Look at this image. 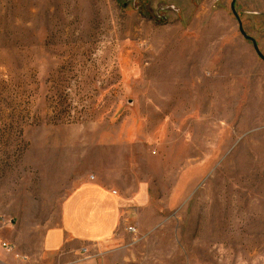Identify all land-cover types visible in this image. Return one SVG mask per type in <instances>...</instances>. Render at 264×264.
Listing matches in <instances>:
<instances>
[{"label": "rangeland", "instance_id": "374dc122", "mask_svg": "<svg viewBox=\"0 0 264 264\" xmlns=\"http://www.w3.org/2000/svg\"><path fill=\"white\" fill-rule=\"evenodd\" d=\"M232 1L264 57V0H0L18 251L39 254L78 177L122 175L135 233L110 264H264V62ZM127 120L142 140L126 148Z\"/></svg>", "mask_w": 264, "mask_h": 264}, {"label": "crops", "instance_id": "0c3cea01", "mask_svg": "<svg viewBox=\"0 0 264 264\" xmlns=\"http://www.w3.org/2000/svg\"><path fill=\"white\" fill-rule=\"evenodd\" d=\"M125 135L126 148L140 144L142 135L136 121H125ZM89 177L83 174L76 179L75 187L60 204L56 222L45 229L37 256L30 251L31 254L18 251L27 238H16L13 234L15 219L0 214L9 221L6 226H0V238L14 246L15 255L26 258L22 261L15 257V264H83V256L86 258L92 247L99 249V256L88 264H110L115 251L106 250L107 246L123 242L126 227L132 225V201L124 189L122 175L118 180L102 179L97 175ZM114 185H117V192L112 190ZM8 230L12 232L4 237L3 232Z\"/></svg>", "mask_w": 264, "mask_h": 264}, {"label": "built area", "instance_id": "2783aa9c", "mask_svg": "<svg viewBox=\"0 0 264 264\" xmlns=\"http://www.w3.org/2000/svg\"><path fill=\"white\" fill-rule=\"evenodd\" d=\"M9 223V221L3 217L0 216V226H6ZM127 233H135V229L133 227H127L126 228ZM12 254H15V248L14 246L7 242L6 240H3L0 238V256H11ZM16 258H20V260L25 261L26 258L24 256H18L14 255Z\"/></svg>", "mask_w": 264, "mask_h": 264}, {"label": "water", "instance_id": "95a60500", "mask_svg": "<svg viewBox=\"0 0 264 264\" xmlns=\"http://www.w3.org/2000/svg\"><path fill=\"white\" fill-rule=\"evenodd\" d=\"M231 12H232L233 16H235V18L237 19V21H238V23H239V24H238V30L240 31L241 35H242L245 39H247V40H249V41L251 42V44L253 45L254 50H255L257 56H258V57L264 62V57H263L262 54L260 53V51H259L257 45L255 44L254 40H252V39H250L249 37H247L246 34H245V32H244V30H242V27H241V25H240V21H239V19H238V16H236V13H235V11H234V3H233V5H231Z\"/></svg>", "mask_w": 264, "mask_h": 264}, {"label": "flooded vegetation", "instance_id": "af4514ba", "mask_svg": "<svg viewBox=\"0 0 264 264\" xmlns=\"http://www.w3.org/2000/svg\"><path fill=\"white\" fill-rule=\"evenodd\" d=\"M233 1H232V5H233ZM173 7V6H172ZM159 9L160 10H162V11H164L165 9H166V7H164V5L163 4H159Z\"/></svg>", "mask_w": 264, "mask_h": 264}, {"label": "bare ground", "instance_id": "6f19581e", "mask_svg": "<svg viewBox=\"0 0 264 264\" xmlns=\"http://www.w3.org/2000/svg\"><path fill=\"white\" fill-rule=\"evenodd\" d=\"M160 64V63H159Z\"/></svg>", "mask_w": 264, "mask_h": 264}]
</instances>
